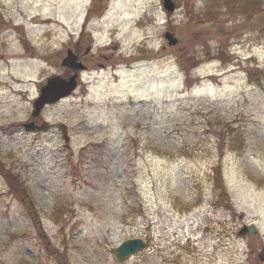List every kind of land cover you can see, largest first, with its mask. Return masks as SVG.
<instances>
[{"label":"rangeland","instance_id":"obj_1","mask_svg":"<svg viewBox=\"0 0 264 264\" xmlns=\"http://www.w3.org/2000/svg\"><path fill=\"white\" fill-rule=\"evenodd\" d=\"M163 2L0 0V264H120L140 236L122 264L263 252L264 0ZM77 40L75 90L31 116Z\"/></svg>","mask_w":264,"mask_h":264},{"label":"water","instance_id":"obj_2","mask_svg":"<svg viewBox=\"0 0 264 264\" xmlns=\"http://www.w3.org/2000/svg\"><path fill=\"white\" fill-rule=\"evenodd\" d=\"M165 8L168 10H172L174 8V3L172 0H164ZM63 66H68L71 68H82L83 65L79 62H76V57L72 54V51L68 50L67 55L62 59ZM76 77L77 73L70 75L69 77L65 78L61 75H53L49 77L44 85L40 87V95L33 100V109H32V116H38L42 106L46 103H54L59 98L67 96L71 93V91L76 87ZM24 126L27 129L31 128H38V129H47L48 123L44 122L42 125H33L32 122L25 123ZM62 134L65 141L69 140V136L67 135L65 125L62 124ZM255 233L256 228L255 226H248L243 225L240 230L239 234L244 233ZM147 241L143 237H131L121 241L117 246L112 247L111 253L113 258L118 263H123L129 256L136 254L139 250H141Z\"/></svg>","mask_w":264,"mask_h":264},{"label":"flooded vegetation","instance_id":"obj_3","mask_svg":"<svg viewBox=\"0 0 264 264\" xmlns=\"http://www.w3.org/2000/svg\"><path fill=\"white\" fill-rule=\"evenodd\" d=\"M80 42H81V40L79 42L77 40V42H75L73 44L72 48H73L74 54L76 55V60L79 61V62H82L85 65V68H88V64L85 63L86 62L85 58L87 57V53H86V51L82 52V43H80ZM113 46H115V45H113ZM103 64L104 63H100V65H103ZM72 72H73V70L68 68L67 74H71ZM79 72L80 71H78V79H79ZM34 121L36 122V120H34ZM263 249H264V247L262 248V250ZM249 259H250V261H249L250 264H258V259L261 262H264V250H263V252H258L256 254L254 249L252 248L251 252H250Z\"/></svg>","mask_w":264,"mask_h":264},{"label":"trees","instance_id":"obj_4","mask_svg":"<svg viewBox=\"0 0 264 264\" xmlns=\"http://www.w3.org/2000/svg\"><path fill=\"white\" fill-rule=\"evenodd\" d=\"M219 171H220L219 168H216V174H217V176L219 175ZM4 175L6 176V178L9 179L7 181H9L10 184L15 185V183L18 181L17 175H15V174H12V173H9V172H5ZM18 186H19V188H22V186L20 185V183H18ZM24 190H25V193H27V188L26 187H25ZM31 217L35 220L36 223L39 222L38 221V216L35 213H31Z\"/></svg>","mask_w":264,"mask_h":264}]
</instances>
